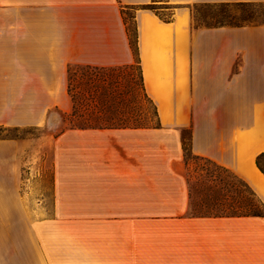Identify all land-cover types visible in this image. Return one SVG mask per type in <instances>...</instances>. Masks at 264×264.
<instances>
[{
    "label": "crops",
    "instance_id": "obj_1",
    "mask_svg": "<svg viewBox=\"0 0 264 264\" xmlns=\"http://www.w3.org/2000/svg\"><path fill=\"white\" fill-rule=\"evenodd\" d=\"M152 3L0 0V126L23 125L27 105L46 93L51 103L68 65L133 64L120 6L133 14L160 123L63 136L47 202L26 191L23 163L0 141V264H264V217L194 216L182 177L187 131L194 156L242 179L264 205L255 164L264 153V24L193 20L195 6L264 0L155 2L169 22L133 9Z\"/></svg>",
    "mask_w": 264,
    "mask_h": 264
},
{
    "label": "rangeland",
    "instance_id": "obj_2",
    "mask_svg": "<svg viewBox=\"0 0 264 264\" xmlns=\"http://www.w3.org/2000/svg\"><path fill=\"white\" fill-rule=\"evenodd\" d=\"M158 1L160 3L164 2V0ZM157 12L163 17L171 16L170 10L158 9ZM126 14L129 28L132 30L133 24L130 19L132 12L127 11ZM193 20L195 25L264 24V5L195 6L193 8ZM66 70L67 66L61 88L55 90L54 100L51 103H48V101L52 100V97H49V94L46 93L44 104L27 105L28 120L23 125L0 126V141L11 144L13 146V160L23 163L22 177L24 181L28 179L26 191L33 195L35 199H46V202L51 194L52 167L57 145L68 144L63 140V136L79 133L84 137L88 131V129H71L74 123L81 128L85 126L69 116L72 111L66 89ZM112 74L113 76L116 75L115 73ZM139 77L138 67L123 71L117 78V82L120 81L119 85L115 84L110 87V92H113L115 102L119 103L116 106L117 112L137 113L141 116L148 114L147 116L152 118L153 109L151 104L142 97ZM89 102L93 101L90 99ZM18 109L19 106H14V111ZM95 111L96 109L91 110V106L88 109V113H94ZM151 121L155 123L153 118ZM88 123L94 125L90 121ZM183 136L186 139L184 143L187 145L188 132H183ZM79 140H82V138L80 137ZM78 144H84V141ZM61 150H64L63 147ZM217 173H220V170L214 164L195 158L187 152L185 157L183 155L182 177L184 176V180L188 182L189 188H193V198L190 201L191 207L197 204L196 197L199 195L198 187L200 183H205L210 175ZM204 185L211 187L214 197L221 194L216 183L207 182ZM150 201L152 200H142V207L148 205Z\"/></svg>",
    "mask_w": 264,
    "mask_h": 264
},
{
    "label": "trees",
    "instance_id": "obj_3",
    "mask_svg": "<svg viewBox=\"0 0 264 264\" xmlns=\"http://www.w3.org/2000/svg\"><path fill=\"white\" fill-rule=\"evenodd\" d=\"M152 2L153 3L151 5L133 9H150L160 19L165 22H169L171 20V16L163 17L157 12L158 9L163 8L160 7V5L155 4V2L159 1L152 0ZM120 11L126 28L128 42L134 55V63L115 67H94L76 64L67 66L66 89L70 99L72 111L69 116L74 118V121H78L79 123H82L81 125L85 126L84 128H81L74 123L71 129H154L160 127L156 107L147 96L143 85L138 59L136 28L133 14L130 17L133 28L130 30L126 19V12L128 10L123 6H120ZM134 67H138L142 97L151 104L153 109L152 118L155 120V123H152V118L147 116L148 114H146V116L145 114L144 116H141L137 113H125L124 111L117 112L116 106L119 103L115 102V98L112 94L113 92H110V87H113L115 84L119 85L120 81L117 82V78H119L121 73L123 71H129ZM112 73H115L116 75L113 76ZM90 99L93 102H89ZM122 105L124 104L122 103ZM90 106L91 110L96 109L94 113H88ZM89 121L90 123H94V125L89 124ZM185 140L186 139L183 136L182 148L184 157L187 152L195 158L202 159L194 156L190 150V133H188L187 145L184 143ZM208 162L214 164L220 170V173L215 175L212 174L208 177L205 183H200L198 187L199 195L196 197L197 204L193 207L190 206V201L193 198V188H189V184L186 181L189 209L191 210L192 215L205 217H264L263 203L257 198L254 191L246 182L227 169L220 167L211 161ZM255 164L257 169L264 176V153L257 156ZM207 182L216 183V185L219 186L221 194L214 197L212 195L211 187H206L204 185Z\"/></svg>",
    "mask_w": 264,
    "mask_h": 264
}]
</instances>
